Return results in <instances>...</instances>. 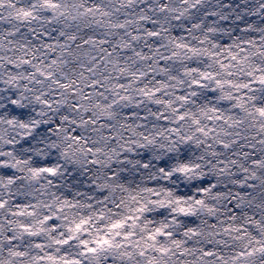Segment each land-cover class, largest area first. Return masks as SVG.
I'll return each mask as SVG.
<instances>
[{"label":"snow or ice","instance_id":"1","mask_svg":"<svg viewBox=\"0 0 264 264\" xmlns=\"http://www.w3.org/2000/svg\"><path fill=\"white\" fill-rule=\"evenodd\" d=\"M0 264H264V0H0Z\"/></svg>","mask_w":264,"mask_h":264},{"label":"rangeland","instance_id":"2","mask_svg":"<svg viewBox=\"0 0 264 264\" xmlns=\"http://www.w3.org/2000/svg\"><path fill=\"white\" fill-rule=\"evenodd\" d=\"M250 19L256 21L257 23H259V19L257 17H251Z\"/></svg>","mask_w":264,"mask_h":264}]
</instances>
